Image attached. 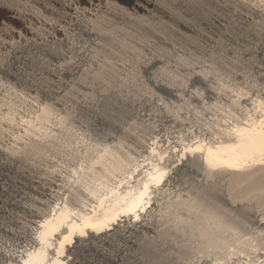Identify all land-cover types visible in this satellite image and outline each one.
<instances>
[{
    "label": "rangeland",
    "instance_id": "1",
    "mask_svg": "<svg viewBox=\"0 0 264 264\" xmlns=\"http://www.w3.org/2000/svg\"><path fill=\"white\" fill-rule=\"evenodd\" d=\"M8 1L23 10L22 12H27L29 14L20 18L17 14L14 15V13L8 12V10L0 6V23L1 26L4 24L2 27L0 26V51L7 53L8 48H10L8 45L11 44V41L12 43L15 41V37L17 42L21 40L19 34H23L26 30L24 28L22 29V27H25L24 24H30L40 30H44V33L42 32L44 36L53 38L59 36V38H55V41L53 40L49 46H24L27 48L23 47L24 52L20 54L19 52H15V54L14 51H10V55H4L5 60L3 57H1L0 60V63L2 60L5 61L2 63L5 64L7 68H0V145L5 147L10 145V148L8 147L9 149H11V147L14 149L16 146L17 152L23 155L22 158L24 157L23 159L21 158L18 163L10 166L0 164V174L6 173L4 175L2 174L3 179L1 180L3 181L0 180V247L2 248V250L0 248V264H24L26 256L34 253L38 249V244L33 242L29 237L30 233L38 228L35 220L38 221L54 217V213L57 212L55 210L57 206L59 207V209L57 208L59 211L61 210L60 207L66 204V207H64L66 208V212L68 211L69 220L75 219L80 222V218L89 215L88 213H92L91 210L93 207L91 204H96L94 197L107 198L114 196L117 200L125 197L127 199L124 201H128L129 199L137 197L146 187H148V191L145 197L148 198L153 196L159 203V206H154L157 208L153 213L149 214V220H146L147 222L145 221L143 228L131 229L129 231L125 230V233L124 231H121V233L117 232L104 241L90 242L84 248L75 249L73 252L69 253L74 260L71 264H78V262L79 264H199L200 260L204 258L211 262L228 264L230 259L236 257L241 260L238 259V262L234 264H264V225H259L254 219L255 216H252L254 215L253 211H249L250 209L248 208L243 209V207L234 208L236 206L232 205L229 201L227 202V198L224 196L226 192L228 193L230 190H233L236 195L240 191L238 195L241 194V198H244L243 196L246 197L247 194L255 191V184L258 181L264 186V182L262 181L264 178L258 181L256 178L248 179L249 181L252 180L251 182L253 185H251L254 187L251 188V185H247L251 182L246 180H244V182L243 180L242 182H231V184L233 183L231 185L230 182L228 183V181L224 179H218L217 181L214 180V178V181L212 180L213 184L207 183L206 179H204V176H202L199 171H194L196 169L187 167H182L183 169L180 168L175 174L171 173L170 176L169 172H166L171 169L169 160L160 162L151 157L149 153V149L152 147L161 156L168 155L170 147L175 144L171 142L174 140L171 136H175L176 139L180 140L182 144L185 145L200 143L216 149L220 141L222 143L226 131L229 132L233 129L246 130L264 124V16L256 12L255 14L253 9L250 10L249 5L247 6L239 1L237 3V0H225L226 3H229V5L231 4L229 6L230 9L224 7L226 4L225 2V4L223 3L224 0H220V4L217 2L215 3V0H201L197 7L194 6V8L199 9V11L194 10L193 7H186L185 9V7L182 6L181 9V7L178 6L180 8L179 11V8L174 6L179 13L183 11V17L187 18L189 16L188 18H191V20H194L195 15L196 18L199 17V19H195L194 21L198 26L201 24L199 27H202L200 28L202 31L204 29L203 32L209 31L210 29L213 30V32L210 30L211 34L214 33L212 34L213 36L209 33H206V36H204V34H196L198 32L192 34V32L186 30L185 26L181 25V22L177 20L176 22L167 16L165 17V15H162L158 10L153 9L156 18L151 15L153 12L149 14V12L139 10L136 6V2L139 0ZM167 1L170 2L171 0ZM260 1L261 0H251V2L255 4H259ZM262 2H264V0H262ZM202 3L207 5H203ZM100 6L106 8L102 9ZM200 6L203 9H201L202 11L198 8ZM213 9L215 11L218 10L217 12L219 13L221 12L222 15L224 14L223 16L226 15V21L230 23L225 21L224 23L226 25H222L215 20L209 22L210 19L207 20L209 17H207L208 15L206 16V14ZM240 9L245 17L241 16L242 12ZM186 10L191 13L186 14ZM184 11L186 13H184ZM32 14L38 17V19H33ZM201 14L203 15L201 16ZM29 16H32L31 20ZM201 17L204 18L202 19ZM89 18L92 20L90 21ZM25 19L30 21L27 20L26 23ZM168 19L170 20L169 24L173 23V25L170 26L168 24ZM43 20L44 22L47 20L48 23H53L55 26L62 27L65 31L67 30L66 32L69 34L71 41L76 44V47L74 49L69 48L62 40L64 36L61 35L63 34L59 32L58 35V31L55 30L54 27L52 28L50 24L48 25L46 22H42ZM196 20L201 23L198 22V24ZM202 20L207 24H202ZM256 20L258 23H256ZM87 21L90 22V25H97L98 28L94 27L95 30L102 29L101 31L104 32L105 30L106 32L108 31V33L112 31L110 34H116L117 38H113V41L112 38H110L112 36H108L107 38V36L101 35L97 31V33H94L95 36H93V34H90L88 31L89 26L86 24ZM165 22H167L169 26L164 25ZM178 22L180 24H177ZM250 23L252 25H250ZM157 24H159L158 28H161V31L157 28ZM229 24L231 26H229ZM233 24L238 27H235ZM255 25L258 26L256 27ZM176 26L180 30H178ZM243 26L247 27L244 28ZM147 27L151 28L149 29ZM166 27L171 28L169 30ZM259 27L262 28L259 30ZM20 28L22 31H19ZM162 28H166L165 30H168V33H166V31L164 32ZM141 29H143V31H141ZM154 29H156V32L160 31L158 33L159 35L156 34ZM216 29L218 34L215 32ZM13 30L16 31V33L13 32ZM114 30L121 32L116 31V33ZM227 30L232 31V35H230V32ZM10 31H12L14 35ZM85 31L87 33H85ZM162 31L163 33H161ZM6 32H10L8 34L9 36ZM189 32L192 36L186 37V35H190ZM227 32L228 34L226 35ZM162 34L167 37L168 41H171L172 37V40L175 38V40H173L174 43L171 44L166 38H162L160 36ZM98 35H101L100 38ZM181 35H183L182 38ZM23 36L28 37L31 35L25 31ZM158 36L162 38L163 41L160 40ZM207 36L208 38H206ZM195 37L198 41L197 39L194 40ZM213 37L218 40V44L213 43ZM189 38L193 39L194 42L191 40L193 44L190 42ZM246 38L249 42H247ZM122 39H124V41ZM137 40L142 43H138ZM150 40L153 41L149 42ZM145 41L146 44H153L151 47L153 49L152 51H155V53L161 51L165 55L167 53V56H169L172 62L176 59L181 60V58H186L202 62L203 64L207 62L209 65H214L212 66L216 74L214 77L215 81H211V87L203 81L202 83L198 82L200 80L191 81L189 84L190 90L193 89V91L195 90L194 92L197 90L201 100L200 98H198V100L190 95V92L181 93V97L183 96V98H178L170 95V93L167 94L168 91H166V89L160 88L154 83L152 84V74H157L156 72L158 70L160 71L165 65L158 63L157 67L159 69L154 66L155 68L147 71V69L140 68V62L138 60H133L131 56L127 55L129 53L126 49L129 46H133L135 43V50L137 47V51L141 53L144 58L146 55V58L148 56L149 59L152 55L150 54L151 52L147 51L149 49L143 46ZM208 42H210L209 45L207 44ZM173 44L177 45L173 46ZM190 44L194 46L191 47ZM51 45H53V47ZM47 46L50 49L46 48ZM125 46L128 47L125 48ZM161 46H163V48H161ZM186 46L187 48H185ZM95 47H98L96 50H99V52L95 50ZM206 47H208V52L205 50ZM116 48H121V51ZM139 48L141 49L140 51ZM201 48L204 49L202 50ZM84 49L90 54H96V52L97 54L100 53L98 57L105 58L106 60H116L119 57L117 61H122L120 59L124 57L123 60L127 62L129 59L136 61L132 62L131 60V64L135 63L137 65L136 67L138 70H136V73L139 75V78H141L140 81L143 88L145 87L148 93L153 94L158 99L161 98V102H164L176 114L178 113L179 118L182 117V119H185L187 117L186 120H182L183 124H179L183 126L184 122H186L183 128L179 125V127L173 126L172 124L174 123L164 120L162 116H155L156 118L153 116L154 114L150 116V113L154 111L151 106L149 107L151 110H149L146 108V105L144 106L142 103V107L139 103L136 104L135 102L126 104L122 103L114 96L100 98L97 90H89L93 96V106L91 104H80L79 101L81 99L78 98V92L72 93L74 91L69 88L70 86L67 87V95L56 93L55 88L63 86L65 81L71 83L75 79L74 74L76 73H71L72 76L69 75L70 73L67 75L63 73V75H59L58 78L53 75V72V74L50 73L51 70H47L48 68L43 66V64L45 63L51 66L54 64L57 65L64 60H69V58L80 61L84 53H81V51ZM123 49L127 51L126 56ZM246 50H248V53ZM209 51L210 53H215V55H211ZM169 52L170 55L173 52L177 57L175 58L172 53L170 58ZM12 53H14L15 56ZM117 53H119V55L120 53L124 54L120 57L121 55L118 56ZM64 54L68 56H64ZM59 55L60 58L57 57ZM213 55L215 57H212ZM192 56H194V59ZM199 59L201 61H198ZM85 63L90 65L89 61ZM85 63L84 61L82 62L84 67L86 65ZM22 66L27 69H21ZM23 73L26 76L23 75ZM239 73L243 75L241 76ZM192 82H194V84ZM213 83L214 86L212 85ZM128 86L129 85H126V88H128ZM76 87L78 91L85 93V88L83 89L78 84ZM132 87L133 85L129 87L131 91ZM220 87L224 91L222 95L218 94V92H220ZM135 88L136 87H133L134 92L137 91V88ZM209 88H213L214 92ZM217 88L219 90H217ZM70 89L71 93L69 92ZM208 90L209 92H207ZM86 91L88 92V90ZM137 105L140 106L138 107ZM143 106L146 109H144ZM187 111L191 113H189L191 118ZM183 115L186 117H183ZM196 115H198V117L202 115L199 123L197 119H194ZM191 119L193 120L192 126L189 122ZM202 127L208 129V134L203 133ZM187 130L190 132L188 133ZM211 131H213V133ZM223 131L225 135H223ZM133 132L136 133L138 137L133 136L131 134ZM164 134L168 135L170 144L169 142H161L159 140V137ZM221 137L223 138L220 140ZM155 140L159 141L156 145H154ZM142 141L146 143L145 148L142 145ZM228 142L229 141H225V143ZM38 146L40 148L47 146L44 154L53 155L57 159V161L48 162L44 164V166H48L51 169L60 168L62 174H65L67 178H69V181H76L84 191L80 200L64 202L57 191H49L46 195L36 191L34 187H38V183L33 181L34 179H32L33 177H30V175L34 176L38 171L33 170L34 168H31L28 162L31 160L29 157L39 148ZM23 153L28 154V159L27 156L25 157L26 154ZM60 155L67 158L64 159ZM262 159H264V157ZM18 168L26 169V173H22L23 175L20 173L21 175H19V172L22 170L19 169L17 171ZM161 171H165L167 175L164 178L169 179L168 184L162 186L160 183H155L153 179V176ZM237 182H241L237 184L239 187L242 185L241 188L235 185ZM221 183L227 188L228 185H231V188L227 189L220 185ZM244 183L249 187V190L247 187L243 189ZM32 185L35 186L32 187ZM235 186H237V188ZM5 187L11 190L7 189L8 192L4 191ZM55 188L59 189V187ZM252 189L254 190L252 191ZM221 190H224V193ZM241 192H244V195ZM92 195H94V197ZM88 197H93V199ZM16 201L17 204H14ZM22 204L31 206L32 208L30 207L28 209L23 207ZM160 206L161 208H159ZM158 212L159 214L156 216ZM261 214V217L264 219V210ZM146 225L149 227L146 228ZM12 248L18 249L19 258L1 256V251H3V249L11 250ZM45 255L47 256L42 264H53L55 257L53 251H48ZM136 256L137 258L139 257V260L135 258ZM113 260L116 261L114 262Z\"/></svg>",
    "mask_w": 264,
    "mask_h": 264
},
{
    "label": "bare ground",
    "instance_id": "2",
    "mask_svg": "<svg viewBox=\"0 0 264 264\" xmlns=\"http://www.w3.org/2000/svg\"><path fill=\"white\" fill-rule=\"evenodd\" d=\"M200 1L201 0H171L170 2H168L167 0H139V1L136 2V6L138 7L139 10H142V11H145V12H149V14L151 12H153V13H151V15H153L154 17L156 16V14L154 13L153 9L160 11V13H162V15H165V17L167 16L170 19H173L175 21L177 20V21L181 22L182 23L181 25L185 26L186 30L192 32V34L195 33V32H198L196 34H204V36H206V33H209L210 35H212L214 33H212V34L210 33L211 31L213 32V30L210 29L211 27L209 28L211 31L210 30L208 31L206 29L207 31L203 32L204 29L202 31L200 29L202 27H199L201 24L198 26L195 23V21H194L195 19H199L198 15L201 12L197 15L198 18L195 17L196 15L195 16L192 15L193 13L190 14V15L194 16V20H191V18L189 19L188 18L189 16L187 17L188 19L186 17H183L182 16L183 15V13H182L183 11L179 13L180 8L178 6H180L181 9H182V6H184L185 9H186V7L187 8L188 7L189 8L193 7L194 8V6L197 7V5H199ZM207 1H209V0H207ZM219 1L220 0H217V1L215 0V3L216 2L219 3ZM234 1H236V0H234ZM238 1L241 2V3L246 4L247 6L249 5L250 6V10L253 9L254 13L256 12L257 14L264 16V6H263L264 4H262L264 2H262V0L259 2V4H255L254 2H251V0H237V3H238ZM224 2H225V0L223 1V3ZM205 5H207V4H205ZM230 5H229V3H226L224 5V7H227L228 9H230L229 8ZM0 6H2L3 8H5L6 10H8V12L14 13V15L17 14L18 16H20V18L24 17V15L27 16L29 14L27 12H22L23 10L19 9L12 2H10L8 0H0ZM101 6H100V8H102ZM174 6H177L179 8V11ZM103 8H106V7H103ZM175 8H176V10H175ZM198 8H200V10L202 9L201 6L198 7ZM211 9H212V7H211ZM120 10H121V8H120ZM188 10H190V9H188ZM191 10H193V9H191ZM194 10H198L199 11V9H195V8H194ZM198 11H197V13H198ZM217 11H215L213 9L212 11H209L208 13L206 12L207 13L206 16L208 15L207 17H209L207 20L210 19L209 22L210 21L213 22L212 20H215L216 22H218V23H220L222 25H226L224 22L227 20L226 19L227 16L225 15L226 16L225 17V16H223L224 14L222 15L221 12L219 13ZM240 11L242 12L241 9H240ZM236 12H238V11H236ZM184 13H186V12L184 11ZM188 13H191V12H188L187 11L186 14H188ZM202 13H204V12H202ZM239 14H240V12H239ZM239 14H238V16H239ZM241 14H242L241 16H244L243 15L244 14L243 12ZM202 15L203 14H201V16ZM31 17H30V20H31ZM246 17H248V16H246ZM26 18H28V17H26ZM32 18L33 19H35V18L38 19V17H36L35 15H33ZM16 19H17V17H16ZM27 20L25 19L26 23H27ZM30 20H28V21H30ZM78 20H79V18H78ZM80 20H82V19H80ZM91 20L92 19H90V21ZM248 20H247V22H248ZM23 21H22V23H23ZM25 21H24V23H25ZM205 21H206V18H205ZM228 21H229V18H228ZM242 21H243V19H242ZM245 21H246V19H245ZM256 21H253V22H256ZM42 22H44V20ZM45 22L48 25L50 24V26L52 28L54 27V29L58 31V35H59V32L61 34H63L61 36H64V37H63V39L62 38L61 39L66 43V45L69 46V48H73L74 49L76 47V44L71 41V38H70L69 34L66 32L67 30L65 31V29H63L62 27L55 26L53 23H48L47 20ZM169 22H170V20L168 21V24H169ZM179 22L177 24H180ZM196 22L198 23L199 21L196 20ZM206 22L203 21L202 24L203 23H206ZM253 22H251V23H253ZM89 23H90L89 21H87V23H86L87 26H89L88 31H89L90 34H93V36H95L94 33L99 32V34L104 35V36H107V38H108V36H112V37H110V38H112V40H113V38L114 39L117 38L116 34L115 35L110 34L112 31L109 30L110 33H108V31L106 32L105 30H104V32L101 31L102 29L101 30L100 29L99 30L98 29L95 30V28L97 27V25L95 24L96 26H93L94 24L93 25H90ZM92 23H96V22H92ZM199 23H201V22H199ZM227 23H230V22H227ZM251 23H250V25H252ZM256 23H258V21ZM86 24H85V26H86ZM153 24H156V23H153ZM3 25L4 24H2V26ZM24 25H25V27H22L21 26L22 29L23 28L26 29L25 31H27L31 36L25 37V36H23L24 33H25V31L23 32V34L19 32L20 33L19 34V36H20L19 38L21 40L18 41V42L16 41V37L14 38L12 36L15 39L16 42L14 41L12 43V41H11V44L8 45V47L10 46V48H8L7 53H3V51H0V60H1V57H3V59L5 60L4 55L5 54L10 55L9 54L10 51H14V53L15 52H19V54L21 52H24L23 47L24 46H27V45H31V46L32 45H35V46L36 45L37 46H46V45H48L49 46V44H51V42L56 38V37L53 38V37H50V36L49 37L48 36H44L42 34V32L44 30H40L39 28L34 27V26H31L30 24H24ZM157 25L156 26L158 28L159 27V24H157ZM164 25H166V26H169L170 25L171 26V25H173V23L167 25V22H165ZM245 25H246V23H245ZM0 26H1V23H0ZM229 26H231V25L229 24ZM142 27H145V26H142ZM216 27H217V25H216ZM218 27H221V26H218ZM224 27H226V26H224ZM235 27H238V26H235ZM246 27H244V28H246ZM263 27H264V25H263ZM147 28L150 29L151 27H147ZM166 28H164V29L162 28L164 30V32L166 31L165 30ZM170 28H167V29L170 30ZM260 28H262V27H259V30H260ZM158 29L160 30L161 28H158ZM232 29H233V27H232ZM6 30H7V27H6ZM20 30H21V28L19 29V31ZM155 30L156 29H154V31ZM178 30H180V29L178 28ZM228 30H229V28H228ZM259 30H257V31H259ZM116 31L117 30H114V32H116ZM141 31H143V29H141ZM224 31H226V30H224ZM10 32H12V31H10ZM13 32L16 33V31H14V30H13ZM13 32H12V34H13ZM117 32H121V31H117ZM159 32H156V34H158ZM179 32H178V34H179ZM190 32H189V34H190ZM215 32L218 34L217 29H216ZM228 32H230V35H232L231 34L232 31H228ZM228 32L226 33V35L228 34ZM9 33H7V35ZM85 33H87V32L85 31ZM151 33H153V32H151ZM161 33H163V31ZM166 33H168V30L166 31ZM216 33H215V35H216ZM192 34L186 35V37H188V36L190 37V36H192ZM25 35H28V34H25ZM219 35H220V33H219ZM100 36H99V38H100ZM160 36L162 38L163 37L166 38V40L168 41L167 37L164 36L163 34L160 35ZM168 36L169 37H172L170 35H168ZM156 37H157V35H156ZM182 37H183V35H181V38ZM58 38H59V36H57L56 39H58ZM96 38H97V36H96ZM120 38H122V37H120ZM162 38L159 37L160 40H162ZM172 38H171V41L175 40V38L173 40H172ZM206 38H208V36ZM196 39L197 38L195 37L194 40H196ZM212 39H213V43L218 44V40L217 39H214V37ZM122 40L124 41V39H122ZM191 40L193 41V39H190V42H191ZM246 40H247V42H249L247 38H246ZM56 41H59V40H56ZM151 41H153V40H150L149 42H151ZM171 41L169 40L168 42L171 43V44L174 43V41L173 42H171ZM197 41H198V39H197ZM209 41H210V39H209ZM221 41H219V42H221ZM242 41H245V40H242ZM138 43H140V42L138 41ZM209 43L210 42H208L207 44L209 45ZM134 44H133V46H129V47L128 46H125V48L128 47V48H126L128 50V53H129V54H127L128 56H131L133 58V60H138L140 62V68L147 69V71H148V70H150L152 68H155L154 66L157 67V64L158 63H162V64L165 65V66L163 65L164 67H162L159 64L162 67V69H160V71L158 70L159 72L158 71L156 72V71L153 70L157 74H155V75H153L154 73L152 74V76H153V78H152V81H153L152 84L154 83L158 87L166 89V91H168L167 94L170 93V95H173V96L179 98V97H181V95L184 92H186V93H189L190 92V95H192V96H194L195 98L198 99V98H200L199 97V93H197V90H196V92H194L195 90L193 91V89L190 90V86H189L190 82L191 81H195V80H200L198 82H201L202 83V81H203V82H205V83H207V84L210 85L211 84V81L214 80L216 71L213 68V66H214L213 64H212L213 65L212 66V65L207 64V62H206V64H203L202 62H197V61H194L192 59H186V58L185 59H182L181 58V60L180 59H176L175 61L172 62L169 59V56H167V53L165 55V54L162 53V51L161 52L157 51L159 53H155V51H152L153 49H152L151 46H153V44L152 45H151V43L150 44H146V41H145V44L144 45L142 44V45L144 47L146 46L149 49L147 51L151 52L150 54L152 55V57H150L148 59V56L146 58V55H145V58H144L143 55L137 51L138 50L137 47H136V50H135ZM161 44H163V43H161ZM161 44H159V45H161ZM192 44H190V46ZM205 44H206V42H205ZM215 44H213V45H215ZM6 45H7V42H6ZM176 45L177 44H175V45L173 44V46H176ZM48 46L46 48H49ZM51 46L53 47V45H51ZM193 46H191V47H193ZM219 46H221V45H219ZM157 47H159V46H157ZM200 47H199V49H200ZM203 47H205V46H203ZM208 47H206L207 49L205 48V50H207V52H208ZM24 48H27V47H24ZM96 48H98V47H95V50H96ZM161 48H163V46H161ZM185 48H187V46ZM2 49H3V47H2ZM164 49H167V48H164ZM197 49H198V47H197ZM210 49H211V46H210ZM100 50H101V48H100ZM117 50L121 51V48H118ZM140 50L141 49L139 48V51ZM172 50H174V49H172ZM248 50H246V52ZM4 51H5V49H4ZM124 51H125L124 53H125V56H126L127 51L126 50H124ZM165 51H167V50H165ZM213 51H215V50H213ZM97 52H99V50ZM97 52H96V54H94V53L90 54L88 51H85V49H84L83 51H81V53H83V54H82V58H80L81 59L80 61L69 58V60H64L63 62L60 61L61 62L60 64H57V65L54 64L52 66L51 65H48V64H45L43 62L44 63L43 66H46L48 69L46 67H44V68L47 69V70L50 69L51 70L50 73L53 72L54 74L53 73L52 74L55 77L56 76L58 77L61 74L63 75V73L66 74V75L69 74V73H70L69 75H71V73L72 74L73 73H76V74H74L75 75V79L71 83H68L69 81L68 82L65 81L63 83V86H61V87L58 86L57 88H55L56 93L63 94V95H67L68 94L67 93L68 92V88L67 87L70 86L69 88H71L74 91L72 93L78 92L77 93L78 94V98L81 99L79 101L80 104H82V105L91 104L93 106V103H94L93 96L91 95V91L89 92V90H97V92L99 93V97L100 98L101 97L102 98H107V97L114 96V97H117L122 103L129 104L131 102H135L136 104L139 103L141 105V107H142V104L144 106L146 105V108L147 109H149V107L151 106L152 110H154V111H153V113H150V116H152V114H154L153 115L154 117L155 116H162L164 118V120L171 121V123H174L175 125L172 124L173 126H176V127L181 126L183 128V126L185 125L186 122H184V125L183 126L182 125H179V124H183V121L182 120H186L187 119V117L184 116L185 114L183 115V117H186L185 119L184 118L182 119V117L179 118L178 113L176 114L172 109L169 108V106H167L164 102H161L162 101V100H160L161 98L158 99L153 94L148 93V91L146 90L145 87H144L145 89L143 88L142 83L140 81L141 78H139V75L136 73L137 72L136 70H138L137 67H136L137 65L135 63H134L135 65L133 63L131 64V60L132 59H129L130 60V63H129V60H128V62L125 61V60H123L124 57L120 59L122 61H117V59L119 57L118 58L116 57L117 58L116 60L115 59L106 60L105 58L98 57V55L100 53L97 54ZM177 52H179V51H177ZM182 52H184V51H182ZM14 53H12V54H14ZM58 53H60V52H58ZM124 53H120L121 56L119 55V53H117V54H118V56L122 57V55ZM172 53H171V55H172ZM209 53H210V51H209ZM15 54H14V56H15ZM168 54L170 55V52ZM210 54L211 55L212 54L215 55V53H210ZM171 55H170V58H171ZM173 55H174V53H173ZM214 55L212 57H215ZM64 56H68V55L64 54ZM128 56H127V58H128ZM57 57L60 58V55L57 56ZM174 57L176 58L177 56L174 55ZM181 57H182V55H181ZM192 57L194 59V56H192ZM110 58H112V57H110ZM25 59H27V58H25ZM65 59H68V58H65ZM133 60H132V62H136V61H133ZM83 61H84V63L87 62V61H89L90 62V65H87V63H85L87 66L85 65V67H84V64H82ZM198 61H201V60L199 59ZM2 62H5V61L2 60ZM2 62L0 63V68L1 69H7L5 67V64H3ZM235 62H236V60H235ZM232 63H233V61H232ZM23 66H25V65H23ZM23 66H22L21 69L26 68V67H23ZM20 67H19V69H20ZM23 75H25V74L23 73ZM239 75L242 76L243 74H240L239 73ZM150 80H151V78H150ZM70 81H71V79H70ZM192 83L194 84V82H192ZM77 84L79 86H81L83 89L85 88L86 90H88V92L86 90L84 91L85 93H82V91L81 92L78 91V89L76 87ZM207 84H205V85H207ZM126 85H129L128 88H126ZM132 85H133V87H136L137 88V89L135 88L137 91L134 92L133 91V87L131 88L132 91L129 89V87L132 86ZM212 85L214 86V83ZM210 87H211V85H210ZM71 89L69 90V92L71 91ZM214 89H215V87H214ZM214 89L212 88L210 90H212L214 92ZM217 90H219V89L217 88ZM207 92H209V90ZM223 92L224 91L220 87V92H218V94H221L222 95ZM213 95H215V94H213ZM181 98H183V96ZM155 100H157V101H155ZM180 100H182V99H180ZM200 100H201V98H200ZM140 105H137V106L139 107ZM144 106H143V108H144ZM146 108H144V109H146ZM151 108L149 110H151ZM146 112H147V110H146ZM149 112H152V111H149ZM149 112H148V114H149ZM189 113L190 112H188V114ZM190 114H189V116H190ZM144 116H146V115H144ZM201 117H202V115H201ZM201 117H198V115H196L195 118L194 117H192V118L197 119V122L199 123L200 122L199 120L201 119ZM190 118H191V116H190ZM187 121H189V120H187ZM189 122L191 123L190 125L192 126L193 120L191 119V121H189ZM188 125H189V123H188ZM193 125H195V124H193ZM201 129H203L202 130L203 133L208 134V129H204L203 127ZM190 131H191V129H190ZM190 131H188V133ZM211 132L213 133V131H211ZM224 133L225 132L223 131V135H225ZM131 134L133 136H135V137H138V135L136 133H134V132L131 133ZM171 137L174 138V140L171 141V142L172 143L174 142L175 144L174 145L171 144L172 146L170 147V149L168 151L169 153L166 156H161L160 154H158L155 151L154 148H152L149 145L151 147L149 149V153H150L151 157L155 158L156 160H159L160 162H164L165 160H169V165L171 166V169L168 170V171H166V172L167 173L169 172V175L170 176H171V173L172 174L173 173L175 174L176 171H178L180 168L187 167V168H190V169H196L194 171H199L202 174V176H204V179H206L207 183H212L214 180H217L218 181V179H224V180L228 181V183L230 182V184H231V182H236V181H238V182L241 181L242 182V180H243V182H244V180H246L248 182H251L252 180H250V181L248 180V179H251V178H256L257 181L260 180V179H262V178H264V159H262L264 157V124H261V125H259L257 127H253L251 129H246V130H243V129H233L232 131H229V132L226 131V135L224 136V139H226V140L222 139L223 137H221L220 140L222 139V143L220 141V144L217 146L216 149H213L211 147H207V146H205L203 144H200V143L199 144L196 143L197 145L196 144L194 145L193 143L191 145H185V144H182V142L180 140L176 139L175 136H171ZM159 140L161 142H169V144H170V139H169L168 135H165V134L162 135L161 137H159ZM225 141H229V142L228 143H225ZM158 142L159 141L155 140L154 141V145H156ZM142 145L145 148L146 143H144V141H142ZM8 147L10 148V145ZM8 147H5L3 145H0V164L6 165V166L7 165L10 166V165H13L15 163H18V161L23 156L22 154H20V152L19 153L17 152V149H16L17 147L16 146H15L14 149L12 147H11V149H9ZM46 148H47V146H45V147L43 146L42 148L39 147L34 152L35 154L33 153V155H31V157H29V159H31L30 162H28V163H30L29 166H31V168H34L33 170L38 171V173L36 172V175H34V176L33 175H30V177L31 176L33 177L32 178V179H34L33 181H36L38 183V187H34L36 185L35 184L36 182L34 183L35 184L34 186L32 185V187H34L38 193H40V194L42 193V194H45V195L49 191H52V192L53 191H57V192H59V194H60L61 198L64 200V202L76 201V200L78 201V200H80L81 197L83 196V192L84 191L80 188V186L76 183V181L75 182L69 181V178H67V176L65 174H62L60 168H52L51 169L48 166L47 167L44 166V164H46L48 162H54L55 160L57 161V159H56L55 156L50 155V154H47V155L44 154V151L46 150ZM42 149H44V150H42ZM23 154H26V153H23ZM27 155L28 154H26L25 157ZM61 157L64 158V156H61ZM58 158H60V157H58ZM66 158L67 157H65L64 159H66ZM27 159H28V156H27ZM28 163H27V165H28ZM28 168H30V167H28ZM19 169L20 168H18L17 171ZM20 170H22V171L19 172V175H21L22 173L24 174V172H25L26 169L23 168V169H20ZM166 172L165 171L164 172L161 171V172L156 173L153 176V179L155 180V183H160L161 186L162 185H165V184H168L169 179L164 178L167 175ZM33 173H35V172H33ZM2 174H0V180L3 179ZM4 174H6V173H4ZM27 174H28V172H27ZM24 177H26V176H24ZM1 181H3V180H1ZM262 181L264 182V180H262ZM238 182L235 185L241 183V182L240 183H238ZM222 183L220 185H222L223 187H225V185H223ZM224 183H225V181H224ZM251 184H252V182L250 184H247V185L249 186ZM261 184L262 183L260 181H258L255 184V188H254L255 191H253L254 189H252L253 192L250 193L251 192V189H250V192H249L250 194H247L246 197L243 196L244 198H241L242 197L241 194H240L241 196L238 195L240 193V191L239 192L236 191V192H238L237 193V195L239 196L238 197L236 195L235 191H233V190H232L233 192L231 190H230L231 192L228 190L230 193L229 192L228 193L226 192L224 194V196H226L227 202L229 201V202L232 203V205H235L236 206V207L233 206L234 208L243 207V209L244 208L245 209L248 208V209H250L249 211H253V214L254 215H252V216H255V218L254 217L253 218L259 223V225H262L263 226L264 225V219L261 217V215H262L261 213L264 210V189H263L264 186H262L263 184L262 185ZM244 185H246V184L244 183ZM244 185H243V189H245L247 187V185L246 186H244ZM252 185H251V188L254 187V186L252 187ZM230 186L228 185V188L227 187H225V188L230 189L231 188ZM237 186H235V187L237 188ZM240 186L242 187V185H240ZM55 187H59V189H56ZM241 187H239V188H241ZM220 188H221V186H220ZM248 188L249 187H247V189ZM7 189L8 188L5 187L4 188V191H7ZM30 189H31V187H30ZM234 190H236V189H234ZM147 191H148V187H146V189L144 191H142L137 197H134L132 199H129L128 201H124L125 199H127L125 197H122V198H120V200H117L114 196L107 197V198H103V197L102 198H99L97 196L94 197V195H92L95 198L94 200L96 201V204H91V206L93 207L92 210H91L92 213H88L89 215H85L82 218H80L81 219L80 222H78L75 219H70L69 220V214H67L68 211L66 212V208H65L66 207L65 206L66 204L63 205L62 207H60L61 210H59V211H58L59 207L57 206L58 209L57 208L55 209L57 212L54 213V217L49 218V219L47 218V219H43V220H38V221L35 220L38 228H36L35 230H33L32 233H30V236L29 237H30V239L33 242H35L36 244H38L37 245L38 246V249L34 253L28 254V256H26L24 264H42V262L44 261L45 257L47 256L45 254H47L48 251L49 252L50 251H53V253H54L55 257H56V258L54 257L53 264H63V263L64 264H71V263L74 262V260L72 259V256H70L69 253L73 252L75 249L84 248L90 242L104 241V240L108 239L109 237L113 236L117 232H120L121 233V231H124V233H125V230H128L129 231L131 229H134L135 230L136 228H141V227L143 228V226L145 225V221L146 220L147 221L149 220V217H150L149 214L153 213V211H155V209L157 208V207L155 208L154 206H157V205L159 206V203L153 198V196H150L148 198L145 197V194L147 193ZM241 193L243 194L244 192H241ZM93 197L92 198L91 197H88V198L93 199ZM96 198H98V199H96ZM0 200H1V196H0ZM14 204H17V201L14 202ZM22 206L23 207H26L28 209L31 207V206H28V205H25V204H22ZM159 208H161V206ZM33 209H34V207H33ZM158 214H159V212L156 214V216ZM156 219H157V217H156ZM147 227H149V226L146 225V228ZM11 233H12V230H11ZM127 233H129V232H127ZM13 235H14V233H13ZM27 235H26V237H27ZM0 246H1V243H0ZM1 250H2V248H1ZM18 252L19 251L16 248H14V249L12 248L11 250H6V249L4 250L3 249V251H1V256H3V257L9 256L11 258H14V257L16 258V257L19 256ZM140 257H142V256H140ZM61 258H62V260H61ZM135 258H137V256ZM116 259H118V258H116ZM140 259L143 260L142 258H140ZM238 259H240V258H237V257L236 258H232V259H230L228 261V264L237 263L238 262ZM117 263H118V261H117ZM78 264H79V262H78ZM199 264H222V263L211 262L208 259H205L204 258V259H201L200 260Z\"/></svg>",
    "mask_w": 264,
    "mask_h": 264
}]
</instances>
